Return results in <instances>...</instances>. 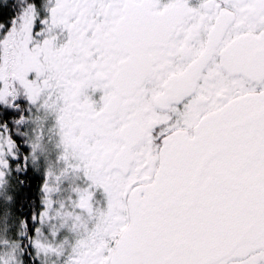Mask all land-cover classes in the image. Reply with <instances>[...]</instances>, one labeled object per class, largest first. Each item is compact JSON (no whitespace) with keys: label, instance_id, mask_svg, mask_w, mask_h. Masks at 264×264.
Here are the masks:
<instances>
[{"label":"snow or ice","instance_id":"snow-or-ice-1","mask_svg":"<svg viewBox=\"0 0 264 264\" xmlns=\"http://www.w3.org/2000/svg\"><path fill=\"white\" fill-rule=\"evenodd\" d=\"M0 264H264V0H0Z\"/></svg>","mask_w":264,"mask_h":264}]
</instances>
